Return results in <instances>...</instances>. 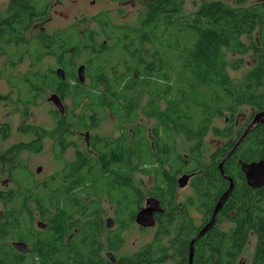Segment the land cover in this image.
<instances>
[{
  "label": "trees",
  "instance_id": "obj_1",
  "mask_svg": "<svg viewBox=\"0 0 264 264\" xmlns=\"http://www.w3.org/2000/svg\"><path fill=\"white\" fill-rule=\"evenodd\" d=\"M187 2L193 8L190 11L186 8ZM137 3L132 23L102 27L105 37L99 36V44L85 62L87 69L110 73L96 76V82L111 81L107 82V93L111 92L114 98L119 96L121 103L119 109L113 105L106 107L112 114L120 111L122 122H131L135 110L142 107L143 116L162 123L168 120L170 130L193 141L212 127V134L224 138L225 142L218 149L223 154L217 155V163L211 162L207 167L219 171L218 163L233 149L244 131L243 128L235 130V116L247 107L254 112H264V0H137ZM92 31L97 39L94 27ZM92 31L83 30L80 39L73 34V46L79 43L88 46ZM102 40H106L105 45ZM105 49L103 54L101 51ZM247 59L252 60L248 70L238 79L230 77L229 70L239 71ZM106 96L108 94L95 95L92 112L105 104ZM73 99L76 104L82 103L84 90H76ZM160 100H163L161 108ZM223 112L227 113L230 123L219 130L214 126V119ZM85 129L84 111L72 110L59 117L56 136L50 137L51 154H61L71 144L70 136L75 154H82L77 146L80 139L77 134ZM42 131L48 130L42 127ZM154 131L158 136L159 128ZM145 140V135H139L138 146L133 149L129 137L122 139V167L130 168L132 159L139 175L152 176V192H164L159 195L161 207L167 203L171 206L175 201L177 173L172 159L169 164L167 154H179V146L171 135L168 136L172 141L169 147L162 139L153 140V147L151 141ZM263 143L264 123L252 128L223 164L225 176L232 178L233 190L216 215L214 226L194 243L192 264H239L250 234L255 236L254 254L245 264H264V187L257 190L248 187L238 163L264 160L260 152ZM39 148L38 141L23 143L12 147L10 154H21L24 150L37 154ZM153 154L157 156V163ZM199 164L206 166L201 159ZM125 172H122V187L129 191L130 175L129 171ZM11 175L15 187L8 190L6 197H0V264L102 263L95 254L96 237L87 227L83 232L77 229L79 222L74 225L71 220L60 223L54 220L55 209L60 206L55 198L68 209L81 200L80 192L56 188L52 176L39 182L27 167L25 172L17 170ZM226 180L222 186H217L212 176L200 177L197 187L202 190L200 207L209 216L220 195L228 189ZM137 192L143 194L139 186ZM140 206L141 203L138 208ZM126 208H131L127 214ZM35 212H38V220L46 224L44 229L34 228ZM121 215L123 220L133 223L135 206L122 204ZM222 224L227 229L222 230ZM73 228L78 230L77 238L87 234V246L61 249L57 243L59 235ZM198 232L194 231L190 237H171L165 243L167 234L162 229L157 230L151 244L146 245L153 248L152 263L162 264L172 247L180 257L177 264H188L189 243ZM11 238L27 244L29 252L22 254L11 248L8 244Z\"/></svg>",
  "mask_w": 264,
  "mask_h": 264
},
{
  "label": "flooded vegetation",
  "instance_id": "obj_2",
  "mask_svg": "<svg viewBox=\"0 0 264 264\" xmlns=\"http://www.w3.org/2000/svg\"><path fill=\"white\" fill-rule=\"evenodd\" d=\"M36 1L28 0V3H26V0H0V176H2L1 174H6L7 176V179L0 180L4 186H8L5 191L0 192V197H6L8 190L15 187L11 174L17 170L25 172L26 168V158L25 154H23L26 151L24 150L21 154H10L11 148L23 143L38 141L40 152L44 143L48 140L50 141L49 150L51 151L52 140L50 137L56 136V124L59 117L66 116L68 111L82 107L85 111V124L87 126V129L77 134L83 139V144L81 141L80 143L77 142L82 154H75L72 145L73 137L70 136L69 142L71 144L62 150L61 154H50L51 160L55 165L54 171L42 179H38L36 174L38 175L39 173H35V178L37 181L42 182L48 176H52L56 188L69 189L73 193L80 192L81 200L73 203L68 209L64 208L62 203L55 198V201H58L60 206L55 209L54 220L57 223L71 220L74 225L78 221H82L84 226L89 229L90 234L96 237L95 254L102 261L101 264H153L154 258L153 256L150 257V252L153 251V248L146 245L151 244L157 230L162 229L167 234L164 238V242L167 243L171 237H190L194 231H200L209 222L214 208L210 216L202 211L200 207L202 190L199 191L197 187L200 185V177L204 175L212 176L217 186L223 185V180L226 179L220 174V171H216L214 167L208 168L207 166L211 162L217 163V155L223 154L218 149L224 143L220 141L219 143L221 144L214 150H207L204 147V139L209 135H213L212 127L208 129L205 135L201 134L199 140L196 141L187 139L184 136V144L189 143L190 146L183 149L178 145L179 149L177 148V152L179 154H172L173 158H171V154H167L169 164L170 159H172L177 173L175 176L176 188L173 193L174 199H177L180 191L188 190V193L184 195L183 201L179 202L177 206L174 205V200L171 206L167 203L164 207H161L160 204L163 212L153 214L155 219L154 227H140L135 221L130 223L128 219L123 220L121 215L122 204L135 206L136 215L144 207L147 198L151 197L160 202L162 198L159 195H163L164 192L162 194L152 192V176L139 175L132 159L130 168L122 167V139L129 137V141L133 144V149H136L138 136L145 135V141H151L150 146L153 147V138H158L163 134V138L167 141L166 146L169 147L171 143L168 140L170 135L169 121L167 120L163 123V128L157 133L158 136H156L155 131L149 128H146L145 131L143 130L141 127L142 123L138 122L139 120L142 121L143 118L140 117L134 120L137 117V112H139L137 110L133 113L131 122H122L120 111L117 110L118 112L112 114L110 108L106 107L113 105L119 109L121 103L119 96L114 98L111 92L107 93L109 88L106 85L108 81H111L104 79L103 82H96V76H107L110 73L89 72L85 62L99 44V42L97 43V41H100L98 37H105L102 27L110 28V26H119L127 23L123 22L126 16L122 13L133 14L138 7L137 0H90L89 5L94 8H99V5H103L105 2L112 3L114 6L118 5L119 7L116 11L119 15L122 14L120 16L121 23L117 24L109 19L106 8L103 10L99 8L92 15L93 20L96 22L94 23V28L95 26L98 27L96 31L97 39L94 37L92 26L84 27V15L81 17V24L79 22L73 23L74 20L80 17L71 15L74 5L67 8L64 1L47 0L41 10L36 5ZM24 13L25 15H23ZM54 16L60 22L56 24L64 27L49 31L46 26L52 23ZM87 20L92 21L90 18ZM74 25L79 27L80 32L85 29L92 31L90 44L82 49L76 46L74 48L73 46L74 40L71 30L74 29ZM55 33L61 35L58 42L55 41ZM101 43L105 45L106 40H102ZM82 51L86 52L87 57L80 61L77 57ZM105 51L106 49L101 52L104 54ZM44 59L51 61V67L43 68ZM80 66H84L85 70L83 72L84 81L82 82L77 74ZM58 71L61 72L59 73ZM78 89L84 90L85 99L82 103L76 104L73 94ZM97 94L100 97H104L105 94H108V96L104 100L105 104L96 112H92L95 107L94 98ZM43 97H45L46 103L51 107L49 113L45 105L40 106ZM50 98L59 101L63 109L62 112L57 109L55 102H52ZM67 99H70V104L67 103ZM38 106H40L39 110L45 109V118H49L51 123L49 129L45 128L48 130L47 132L42 131L43 125H40L41 120L37 114L31 118L27 114L30 107L36 108ZM250 109L252 110L251 117H249L246 125L240 128L245 129L250 124L253 116L260 112H254L253 108ZM105 114H108L111 117L110 120L117 124L118 131L116 136H103L97 133L98 128L105 120ZM238 119L234 122L236 126L239 124ZM25 131L28 132L25 133ZM172 132L174 131L172 130ZM10 133L15 134L18 139L8 144L7 137ZM82 133H87L88 136L83 137ZM176 136L180 137L182 135L177 134ZM23 137L27 138V142L23 140ZM221 139L225 140L222 137ZM260 152L264 154V143ZM227 155L218 163L217 169L223 160L225 163L230 157H227ZM200 159L206 163V166H200ZM255 161H259V159ZM164 167L169 169L167 165H164ZM170 170L174 171L171 167ZM125 171H129L130 177L127 186L132 192L122 187V172L126 173ZM136 175L150 180V186H146L143 189L141 185L143 194L137 192L139 184L136 185L133 182V178ZM224 175H227L226 172H224ZM22 176H24V173ZM183 176H187V181L184 186L179 187L177 181ZM227 184L229 183L227 182ZM140 203L141 206L138 208ZM130 210L131 208H126L125 214ZM37 216L38 213L34 217V223L39 221ZM121 220L124 222L119 224ZM66 226L68 227V225ZM77 231V229L73 228L71 231L64 232L63 235L58 234L60 236V240L57 241L59 247L69 250L70 247L77 249L87 246L85 239L87 234L83 233L80 238H77L75 237ZM132 231L150 238L140 244L134 251L129 252L128 255H118V251L126 243V234ZM148 232H151V234L147 235ZM15 242L21 241L11 238L8 244L11 246ZM179 259L180 257L175 248L170 247L169 254L162 264H177Z\"/></svg>",
  "mask_w": 264,
  "mask_h": 264
},
{
  "label": "rangeland",
  "instance_id": "obj_3",
  "mask_svg": "<svg viewBox=\"0 0 264 264\" xmlns=\"http://www.w3.org/2000/svg\"><path fill=\"white\" fill-rule=\"evenodd\" d=\"M54 1V0H53ZM61 1H64V4H66L67 8L70 7L71 5H74L72 11H71V15L72 16H80L78 17L77 20H74L73 23L75 22H79L82 21V18L83 17L82 15H84L83 19H85L84 21V27L87 26V27H94V23H96L93 18H92V15L95 14V12H97V10L100 8V9H105L106 8V12L109 16V19L114 22V23H121L120 22V16L123 14L124 16H126L125 19H123V22H127V23H132L134 20H135V14L138 10V7L135 9V11L133 12V14H129V13H122L121 15L118 14V12L116 11V9L119 7L118 5L117 6H114L112 3H103V5H99V8H94V7H91L89 5V2L90 0H61ZM222 1H230V0H222ZM47 0H37L36 1V5L40 8H44L45 4H46ZM186 8L187 10H192V6H191V3L190 2H187L186 4ZM55 17V16H54ZM53 17V21L50 25L46 26V28H48L49 31L55 29V28H60V27H64L62 25H57L56 23H60L59 21H57V17L54 18ZM91 19L92 21H89L87 19ZM79 27L77 25H74V30H73V34H77L78 38L80 39L81 38V32L79 31L78 29ZM98 27L95 26V31H97ZM61 38V35L58 34V33H55V41L58 42L59 39ZM98 40H100V37H98ZM76 47H78L79 49H82L84 48V45L79 43L76 45ZM75 48V47H74ZM87 57V54L85 51H82L79 55V60L80 61H83L84 58ZM52 63L51 61L44 59V65H43V68L45 69L46 67H51ZM252 65V60L250 59H247V61L245 62V64L243 65V67H241V69L239 71H231L229 70V75L230 77L234 78V79H238L240 78L247 70L248 68ZM137 98V97H136ZM143 101L146 102L147 101V97L144 95L143 97ZM68 104H70V99H67L66 100ZM45 105L47 107V112L49 113L51 107L46 103V100H45V97H43L42 101H41V105ZM163 105V100H160L158 102V106L159 108H161V106ZM36 107V108H33V107H30L29 108V112L27 113L28 115H30V118L33 117L34 115H38L41 122H40V125H43L44 128H47L49 129L51 127V123L49 121V118H45V109L42 108L39 110V107ZM141 108L142 107H139L138 108V111L137 112V118H143V120H139L138 122L142 123L141 124V127L143 128V130L145 131L146 128H149L151 130L154 131L155 128H159V130H161V128H163L164 124L161 122V121H157V120H153V119H148L146 117H143V114L141 112ZM81 111H84L82 109V107L80 108H76L74 109V112L75 113H79ZM85 112V111H84ZM251 112L252 110L250 108H244L242 109V112L239 113V119H238V115L235 116L234 118V121L236 119H238V126H235V130H239L241 129L240 127H244L246 125V123L248 122L249 120V117H251ZM226 116H227V113L226 112H223L222 113V116H217L215 117L214 119V126H216L219 130H223L225 129L230 121L228 119H226ZM111 117L108 116V114H105V120L102 122V124L100 125V127L98 128L97 130V133L100 134V135H103V136H116L117 134V131H118V127H117V124L114 123V121L110 120ZM146 120V121H145ZM121 128H123V126H121ZM113 131L115 132L113 134ZM84 134L85 133H82V136L84 137ZM171 135V138L174 139V142H176L177 145L181 146V148H188L190 146L189 143L187 144H184V141H185V138L184 136H176V134L174 132H172V130H170V133ZM182 135V134H180ZM17 137L15 134H9L8 137H7V143L10 144L12 142H15L17 141ZM158 139H162L161 142L166 144L167 145V141L166 139L163 138V134L160 135L158 138L154 137L153 140L154 142ZM23 140L25 142H27V138H24L23 137ZM81 143L83 144V139H79L77 142L78 143ZM225 142V140H222L220 137L218 136H215V135H209L207 136L205 139H204V142H205V145L204 147L207 149V150H214L219 144V142ZM170 142H172L170 140ZM154 144V143H153ZM156 144V143H155ZM49 146H50V141H46L44 143V146L41 148L40 152L37 153V154H33V155H30V153H23L25 154V158H26V167L29 168L33 174H35V170L38 166H41V172L37 175L36 174V177L38 179H42L44 176H46L47 174H50L51 172L54 171L55 169V165L53 164L52 160H51V151L49 150ZM182 149V150H183ZM155 151V150H154ZM153 160L157 163L158 160H157V156L155 154H153ZM2 176H0V179H7V176L6 174H1ZM153 180V178H152ZM4 182V181H3ZM133 182L137 184H139V187L141 188V185L143 187V189L147 186H150V180L147 179V178H143L139 175H136L134 178H133ZM8 186H4L2 183H1V180H0V192L2 191H5V189L7 188ZM180 189V188H179ZM188 193V190H185V191H180L179 194H178V197L177 199H175L174 201V205L177 206L179 204V202H182L183 201V198H184V195ZM2 207V204L0 202V208ZM36 213L38 212H35V215ZM78 227L77 229H81L83 232H84V228H86L84 226V223L82 221H78ZM34 228H36L35 226V223H34ZM214 226V224H213ZM221 229H227V226L222 224L221 226ZM81 231V232H82ZM151 232H148L147 235H150ZM126 243L124 245V247H122L121 250L118 251V255L120 256H126L128 255V253L134 251L138 246H140V244H142L143 242H146L149 240V236H146V235H141L139 233H136L134 231L130 232L129 234H126ZM11 240V239H10ZM248 244L246 246V248H244V252L242 254V256L240 257L239 259V264H245V263H248L251 261L252 257H253V251H254V243H255V236L253 234H250L249 235V238H248Z\"/></svg>",
  "mask_w": 264,
  "mask_h": 264
},
{
  "label": "water",
  "instance_id": "obj_4",
  "mask_svg": "<svg viewBox=\"0 0 264 264\" xmlns=\"http://www.w3.org/2000/svg\"><path fill=\"white\" fill-rule=\"evenodd\" d=\"M59 73L61 71H58ZM84 66H80L77 70V74L79 77V80L82 82L84 81ZM50 100L52 102H55L57 109L62 112V106L59 103V101H55L53 99L50 98ZM264 123V112H258L256 113L250 124L244 129V131L242 132L240 138L238 139L237 143L235 144V146L233 147L232 150H230V152L228 153L227 157H229L234 150L239 146V144L241 143V141L248 135V133L250 132V130L257 124H262ZM85 137L88 136L87 133H85L84 135ZM226 157V158H227ZM223 163L224 160L219 164V171L220 174L228 180L229 182V187L228 189L222 194V196L219 198V200L217 201V203L215 204L214 210L212 212L211 218L209 220V222L198 232V234L190 241L189 243V253H188V264H192L193 261V246L194 243L200 239L215 223V219H216V215L220 212V209L222 208V206L224 205L226 199L228 198L229 194L231 193L232 189H233V182L231 177L229 176H225L224 175V171H223ZM239 165H240V170L242 171V173L244 174L245 180H246V184L248 187H250L251 189H260L262 187H264V160H259V161H252V162H241L239 161ZM41 166H38L35 170L36 173H40L41 172ZM187 181V176H183L181 178L178 179V186L182 187L185 185ZM163 212V210L160 207V202H158L156 199L154 198H147L145 200V205L143 208H141L139 210V212L136 213L135 217H134V221L135 223L140 226V227H145V228H150V227H154L155 225V219L153 217L154 213H161ZM108 222H110L108 220ZM37 228L39 229H44L45 228V224L41 223V222H37L36 223ZM110 227V226H109ZM12 248L15 249L17 252L19 253H23L26 254L29 252V248L27 246V244L23 243V242H15L11 244Z\"/></svg>",
  "mask_w": 264,
  "mask_h": 264
},
{
  "label": "bare ground",
  "instance_id": "obj_5",
  "mask_svg": "<svg viewBox=\"0 0 264 264\" xmlns=\"http://www.w3.org/2000/svg\"><path fill=\"white\" fill-rule=\"evenodd\" d=\"M85 71V70H84Z\"/></svg>",
  "mask_w": 264,
  "mask_h": 264
}]
</instances>
